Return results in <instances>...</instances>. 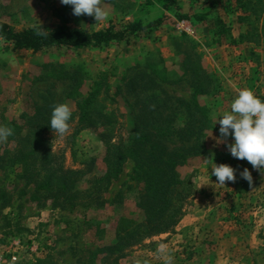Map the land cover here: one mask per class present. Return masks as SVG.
<instances>
[{"label": "rangeland", "instance_id": "obj_1", "mask_svg": "<svg viewBox=\"0 0 264 264\" xmlns=\"http://www.w3.org/2000/svg\"><path fill=\"white\" fill-rule=\"evenodd\" d=\"M207 1L181 0L180 8L183 12H202L208 8ZM101 6L108 15L96 23L92 16L73 15L71 7L60 0H0V18L18 28L65 22L96 29L111 21L140 17L148 22L163 13L168 15L160 26L146 29L129 42L101 48L5 51L0 41V126H4L3 114L16 116L43 95L75 108L90 82L85 81L79 92L70 95L69 80L42 77L49 61H61L67 67L83 64L93 77L102 70L109 71L111 91L107 98H101V103L104 109L115 111L114 126L107 127L98 119L86 127L73 121L63 136L50 133L53 150L64 156L67 167L84 171L79 185L88 186L90 178L105 172L103 133L110 129L116 140H130L133 96L122 91L124 77L142 69L148 53L156 59L163 58L182 75L181 55L195 44L202 64L216 74L221 86L215 96L203 99L211 108L213 121L205 137L204 152L180 167L182 175L189 176L192 183L191 195L171 229L121 251L99 254L97 261L104 258L106 264H165L170 259V264H264V173L230 155L226 144L232 142L231 137L217 142L220 125L216 123L219 115L230 110L240 89L247 88L258 97L264 95V14L258 20L251 16L256 27L252 30L253 40H241L237 34L250 26L237 20L238 12L223 15L232 29L215 36L216 27L210 28L208 22L179 19L175 10L146 5L144 0H101ZM182 33L192 42L181 40ZM117 85L122 87L121 93ZM166 88L176 96L191 97L188 75L166 84ZM9 150L14 151V146ZM2 152L0 190L6 193H0V264H37L38 258L46 259L44 264H90L97 248L117 242L120 217L142 216L136 205L138 192L128 187L132 182L131 160L103 193V205L70 210L51 199L33 198L35 185L17 177L1 158ZM214 163L233 167L236 180L226 181L225 186L216 184V177L210 175ZM244 168L251 172V185L240 177Z\"/></svg>", "mask_w": 264, "mask_h": 264}, {"label": "trees", "instance_id": "obj_2", "mask_svg": "<svg viewBox=\"0 0 264 264\" xmlns=\"http://www.w3.org/2000/svg\"><path fill=\"white\" fill-rule=\"evenodd\" d=\"M208 8L202 12L181 11V0H144L146 5L159 6L165 11L175 10L179 19H194L208 22L216 27L214 35L231 31L224 14L237 13V20L250 27L239 31L238 37L253 40L256 29L251 16L258 20L264 14V0H208ZM215 12L213 16H209ZM168 17L166 13L145 22L140 17L111 21L100 28L58 24H36L18 28L0 18V41L5 51L31 50L41 52L49 48L85 49L105 47L110 44L129 42L146 29L160 26ZM43 31L46 36L39 33ZM261 32L264 34V19ZM181 40L191 41L182 33ZM220 38V37H219ZM222 43V39L218 40ZM152 56V57H151ZM184 68L182 75L173 71L163 58L156 59L152 53L145 56V65L124 77L123 89L117 91L132 95L134 126L128 143L116 140L112 130L103 133V162L105 172L101 177L90 178L88 186H80L84 171L65 165L64 156L53 150L52 130L48 126L51 111L57 101L41 96L31 107L16 116L2 115L4 126L13 130L5 142L0 144L1 158L17 177L35 185L33 198L51 199L70 210L101 206L106 202L103 193L119 178L125 163L133 162L129 188L137 190L136 205L141 210L139 219L120 217L119 236L116 243L97 248L91 255L90 264H106L97 261L99 254L121 251L140 243L145 238L171 229L182 214L183 206L191 195L192 183L189 176L182 175L180 167L189 159L201 155L205 150V137L212 128L211 108L203 101L215 96L220 90L216 74L202 64V55L196 45L189 46L181 55ZM42 77L69 80L70 95L79 92L85 81L89 87L80 96L68 122L76 121L81 127L91 126L97 119L107 127H113L117 117L112 109H104L101 98L110 95V74L102 70L93 77L83 64L67 67L61 61H49ZM189 76L192 87L189 99L169 92L166 84L180 81ZM122 89V91H121ZM264 101V95L259 97ZM11 145L14 151H10ZM8 154V155H7ZM0 193H6L0 190ZM86 216V214H85ZM46 259L38 258L37 264Z\"/></svg>", "mask_w": 264, "mask_h": 264}, {"label": "clouds", "instance_id": "obj_3", "mask_svg": "<svg viewBox=\"0 0 264 264\" xmlns=\"http://www.w3.org/2000/svg\"><path fill=\"white\" fill-rule=\"evenodd\" d=\"M68 5L75 16H92L97 22L104 20L108 13L102 8L101 0H60ZM41 36L46 33L41 31ZM72 116L70 107L61 103L53 106L48 126L54 136H63L68 130V122ZM219 123L218 143L231 137L232 142L227 143L228 152L233 158L246 160L254 169L264 173V101L247 88L239 90L233 99L230 110L223 112L216 120ZM13 135V130L7 126H0V142ZM210 175L216 177V184L225 186V182L236 180L235 169L228 164H212ZM240 177L250 185L253 177L248 168L240 172ZM163 248V245H161ZM170 264V259L165 262Z\"/></svg>", "mask_w": 264, "mask_h": 264}]
</instances>
